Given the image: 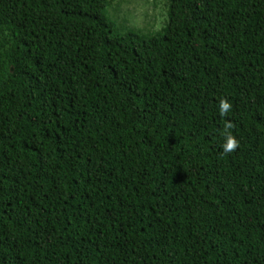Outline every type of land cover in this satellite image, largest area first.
Wrapping results in <instances>:
<instances>
[{"label": "trees", "instance_id": "trees-1", "mask_svg": "<svg viewBox=\"0 0 264 264\" xmlns=\"http://www.w3.org/2000/svg\"><path fill=\"white\" fill-rule=\"evenodd\" d=\"M167 2L0 0V264H264V0Z\"/></svg>", "mask_w": 264, "mask_h": 264}, {"label": "rangeland", "instance_id": "rangeland-1", "mask_svg": "<svg viewBox=\"0 0 264 264\" xmlns=\"http://www.w3.org/2000/svg\"><path fill=\"white\" fill-rule=\"evenodd\" d=\"M111 14L117 26L136 25L142 28H151L153 31L161 30L167 23V0H111Z\"/></svg>", "mask_w": 264, "mask_h": 264}, {"label": "clouds", "instance_id": "clouds-1", "mask_svg": "<svg viewBox=\"0 0 264 264\" xmlns=\"http://www.w3.org/2000/svg\"><path fill=\"white\" fill-rule=\"evenodd\" d=\"M231 108L230 102L221 99L218 104V111L221 116H224ZM231 127V125H227ZM238 145V140L230 133L225 134L224 143L222 144V150L224 153L232 152Z\"/></svg>", "mask_w": 264, "mask_h": 264}]
</instances>
